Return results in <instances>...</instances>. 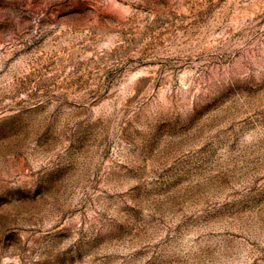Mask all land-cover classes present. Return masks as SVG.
Returning a JSON list of instances; mask_svg holds the SVG:
<instances>
[{
    "label": "rangeland",
    "instance_id": "rangeland-1",
    "mask_svg": "<svg viewBox=\"0 0 264 264\" xmlns=\"http://www.w3.org/2000/svg\"><path fill=\"white\" fill-rule=\"evenodd\" d=\"M0 264H264V0H0Z\"/></svg>",
    "mask_w": 264,
    "mask_h": 264
}]
</instances>
